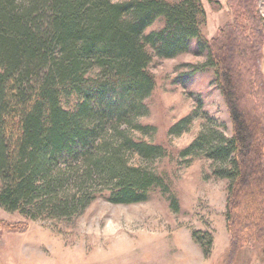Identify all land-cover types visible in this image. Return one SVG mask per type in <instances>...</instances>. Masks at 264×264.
I'll list each match as a JSON object with an SVG mask.
<instances>
[{"label":"trees","instance_id":"trees-1","mask_svg":"<svg viewBox=\"0 0 264 264\" xmlns=\"http://www.w3.org/2000/svg\"><path fill=\"white\" fill-rule=\"evenodd\" d=\"M229 1L233 21L214 44L202 32V0H0V207L33 221L69 219L99 187L115 204L146 201L162 180L129 155L161 148L136 141L129 129H149L137 119L156 85L153 59L188 52L196 40L208 60L192 73L215 70L233 132H202L185 154L204 155L219 164L215 175L229 180L232 246L253 240L264 253L257 221L264 219V35L258 0ZM159 19L163 25L147 32ZM246 199L259 209L243 223ZM193 238L209 256L212 240L205 244L197 230Z\"/></svg>","mask_w":264,"mask_h":264},{"label":"rangeland","instance_id":"rangeland-1","mask_svg":"<svg viewBox=\"0 0 264 264\" xmlns=\"http://www.w3.org/2000/svg\"><path fill=\"white\" fill-rule=\"evenodd\" d=\"M202 2L206 12L202 32L215 44L219 30L233 21L231 3ZM255 10L264 35V0L257 1ZM163 23L157 20L147 32ZM197 49V41L192 40L188 52L153 59L149 69L156 85L145 100L147 113L137 119L149 129H129L136 141L161 148L146 157L129 155L132 165L147 168L162 180L150 190L149 198L115 204L108 200L107 190L99 187L96 199L78 215L36 221L0 207V264H113L115 259L122 264H264L263 250L256 241L232 246L227 222L229 180L215 175L219 164L202 154H185L202 132L227 137L233 132L215 70L192 73L208 60L207 51ZM261 53L264 76V42ZM244 95L249 99L247 90ZM247 111L258 124L253 112ZM187 116L191 122L181 133L172 134L171 128ZM250 204L246 199L239 209L243 223L249 215L251 221L259 209L258 202L252 209ZM257 221L264 226V219ZM195 230L201 232L205 244L212 240L209 256L194 240Z\"/></svg>","mask_w":264,"mask_h":264},{"label":"bare ground","instance_id":"bare-ground-1","mask_svg":"<svg viewBox=\"0 0 264 264\" xmlns=\"http://www.w3.org/2000/svg\"><path fill=\"white\" fill-rule=\"evenodd\" d=\"M98 264H100V263H98ZM113 264H122V263L119 262V261H117V260L115 259V261L113 262Z\"/></svg>","mask_w":264,"mask_h":264}]
</instances>
